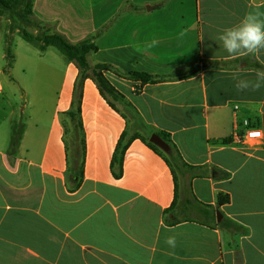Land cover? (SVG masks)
Returning <instances> with one entry per match:
<instances>
[{
	"label": "crops",
	"instance_id": "1",
	"mask_svg": "<svg viewBox=\"0 0 264 264\" xmlns=\"http://www.w3.org/2000/svg\"><path fill=\"white\" fill-rule=\"evenodd\" d=\"M250 11L264 17V0H32L49 31L94 36L87 61L110 65L115 98L91 76L77 81L65 58L40 62L23 46L6 69L0 54V97L6 84L30 107L11 154L0 115V264H264V87L235 86L264 71V50L229 55L217 40ZM18 55L44 78L22 68L5 79ZM244 119L262 130L252 147L234 138ZM151 133L167 135L176 167Z\"/></svg>",
	"mask_w": 264,
	"mask_h": 264
},
{
	"label": "trees",
	"instance_id": "2",
	"mask_svg": "<svg viewBox=\"0 0 264 264\" xmlns=\"http://www.w3.org/2000/svg\"><path fill=\"white\" fill-rule=\"evenodd\" d=\"M32 0H0V14H3L5 11L8 12L10 20L12 18H17L24 25H34L37 27V32L35 35L29 33L25 28H19V33L21 37L27 42L36 45L40 50H43L46 46L55 47L67 61L75 63L78 68V79L77 81L82 80L86 76H91L100 91L103 94L109 95L115 98V92L112 85L108 82L106 77L103 75L102 70L110 67L106 63H95L93 65L89 64L87 61V54L96 50V45L93 41L94 36L87 37L75 42L68 40L63 34L56 31H49L48 28L41 26L36 20L32 18L31 13ZM5 56L8 60L7 65L10 63L11 55L9 53V47L6 48ZM128 77L138 79L141 83L153 82L160 78H165L167 76H156L144 71H129L126 72ZM69 119L72 121L74 128L78 127V108L76 103L73 104V107L67 112ZM77 121V123H76ZM21 135V127H16L13 131V136L11 144L8 150V153L11 154L14 152V148L17 145L19 137ZM163 138L169 142L166 134H162ZM225 141V140H224ZM76 142V141H75ZM74 143V141H73ZM148 143L154 147L156 150H160L156 145L149 142ZM125 147V145L123 146ZM171 152L165 154L167 162L172 166L176 167L177 162L175 158L171 155ZM81 155H82V145H74L73 156L69 162V169L72 173L76 174L78 170H81ZM229 197L227 194L219 195L217 198V204H223L228 202ZM226 219L223 217L222 221L218 223L221 225ZM229 223H233L230 220H226ZM234 228H237L238 225L233 223Z\"/></svg>",
	"mask_w": 264,
	"mask_h": 264
},
{
	"label": "rangeland",
	"instance_id": "3",
	"mask_svg": "<svg viewBox=\"0 0 264 264\" xmlns=\"http://www.w3.org/2000/svg\"><path fill=\"white\" fill-rule=\"evenodd\" d=\"M16 27L25 28L29 33L35 35L37 29L34 25H24L22 24L17 18H12L10 20L8 12L5 11L3 14H0V54L2 52L6 53L7 46L9 47V53L13 54L16 50L23 51V46L31 50L32 54H34L35 58H39V53L41 54L42 58L48 61H53V55L58 57L61 61H64L63 55L53 46L47 47V52L45 53L38 51L33 44L27 43L25 40L22 39L21 34L17 32L15 29ZM36 30V32H34ZM17 62L14 64V68L7 72L8 70L4 71V77L7 80L14 81V78L22 79L25 75L23 74L22 68L26 69V76L30 77L33 75V78H44L43 68L44 66L41 63H36L35 66L31 68L28 67L26 60L23 58L21 59L20 55L17 56ZM41 59V60H43ZM40 61V59H38ZM44 60V61H45ZM45 61V62H46ZM41 62V61H40ZM40 66V67H39ZM39 67V68H38ZM5 68H8V65H5ZM39 69V70H38ZM54 78V73H53ZM39 80V79H37ZM10 88L4 84L3 95L0 97V115L8 116L9 119L4 120L3 126L1 127V132L4 129V138L5 141L8 142L10 139L12 140L13 131L17 127L22 126L21 123H24L29 111L30 107L23 108V99L19 97L20 92L17 91L15 94L10 93ZM30 98V97H29ZM31 100V98H30ZM46 105V104H45ZM44 108V106H43ZM11 112V113H10ZM65 139L67 144H70V133L65 135Z\"/></svg>",
	"mask_w": 264,
	"mask_h": 264
},
{
	"label": "clouds",
	"instance_id": "4",
	"mask_svg": "<svg viewBox=\"0 0 264 264\" xmlns=\"http://www.w3.org/2000/svg\"><path fill=\"white\" fill-rule=\"evenodd\" d=\"M217 40L229 55L254 54L264 50V17L258 12L250 11L237 24L226 27ZM235 86L237 89L264 87V71L258 72L254 81L237 79ZM166 243L174 246L175 238L168 237Z\"/></svg>",
	"mask_w": 264,
	"mask_h": 264
},
{
	"label": "built area",
	"instance_id": "5",
	"mask_svg": "<svg viewBox=\"0 0 264 264\" xmlns=\"http://www.w3.org/2000/svg\"><path fill=\"white\" fill-rule=\"evenodd\" d=\"M243 130L241 133H235L234 138L244 147H252L257 144L262 137V130L260 127L253 126L248 120H242Z\"/></svg>",
	"mask_w": 264,
	"mask_h": 264
},
{
	"label": "water",
	"instance_id": "6",
	"mask_svg": "<svg viewBox=\"0 0 264 264\" xmlns=\"http://www.w3.org/2000/svg\"><path fill=\"white\" fill-rule=\"evenodd\" d=\"M153 5H146V9H151ZM149 141L158 146L163 151L169 150L168 143L157 133H151L148 137ZM221 219V214L219 210H216V220L219 221Z\"/></svg>",
	"mask_w": 264,
	"mask_h": 264
}]
</instances>
